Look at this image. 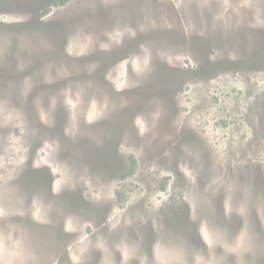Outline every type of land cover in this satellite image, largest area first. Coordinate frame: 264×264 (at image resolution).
<instances>
[{
	"label": "rangeland",
	"instance_id": "374dc122",
	"mask_svg": "<svg viewBox=\"0 0 264 264\" xmlns=\"http://www.w3.org/2000/svg\"><path fill=\"white\" fill-rule=\"evenodd\" d=\"M96 253L264 256V0H0V264Z\"/></svg>",
	"mask_w": 264,
	"mask_h": 264
},
{
	"label": "trees",
	"instance_id": "16d2710c",
	"mask_svg": "<svg viewBox=\"0 0 264 264\" xmlns=\"http://www.w3.org/2000/svg\"><path fill=\"white\" fill-rule=\"evenodd\" d=\"M43 1V0H42ZM26 26H28L29 28H38L41 25V22L39 21L38 18H36L34 21H31L29 24H27ZM39 179H35L34 180V183H32L31 187H30V192L31 191H35L36 188H38V185L36 184V182L38 183ZM129 235H130V231L128 232ZM152 245H149V243L146 244V247H150L151 248ZM146 253H151V258H153L155 255H154V248L152 247L151 251H147L146 250ZM147 255V254H146ZM262 258H256L252 260V262L250 261L251 264H264V256H261ZM113 261H115L114 257L112 258ZM99 261H102V256L101 255H97V253L95 255H92L91 257H89V260L86 264H99ZM149 261H154V260H149ZM234 261H237V260H234ZM134 264H139V262L137 263H134Z\"/></svg>",
	"mask_w": 264,
	"mask_h": 264
}]
</instances>
